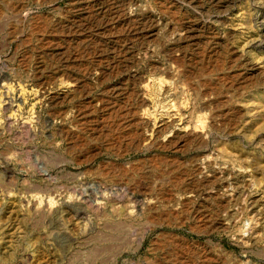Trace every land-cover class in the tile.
Instances as JSON below:
<instances>
[{
    "label": "rangeland",
    "instance_id": "obj_1",
    "mask_svg": "<svg viewBox=\"0 0 264 264\" xmlns=\"http://www.w3.org/2000/svg\"><path fill=\"white\" fill-rule=\"evenodd\" d=\"M0 264H264V0H0Z\"/></svg>",
    "mask_w": 264,
    "mask_h": 264
},
{
    "label": "bare ground",
    "instance_id": "obj_2",
    "mask_svg": "<svg viewBox=\"0 0 264 264\" xmlns=\"http://www.w3.org/2000/svg\"><path fill=\"white\" fill-rule=\"evenodd\" d=\"M148 25V24H147ZM147 27V26H146ZM104 28V27H103ZM148 28V27H147ZM102 29V28H101ZM181 39V38H180ZM185 42V41H184ZM5 205V204H4ZM36 209H37V207H36ZM38 211H40L41 212V210H40V208L38 207V209H37ZM6 217V216H5Z\"/></svg>",
    "mask_w": 264,
    "mask_h": 264
}]
</instances>
